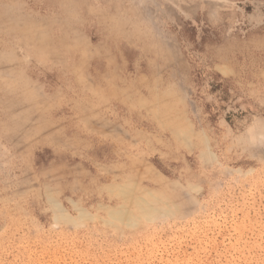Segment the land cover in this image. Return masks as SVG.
<instances>
[{
  "label": "rangeland",
  "instance_id": "1",
  "mask_svg": "<svg viewBox=\"0 0 264 264\" xmlns=\"http://www.w3.org/2000/svg\"><path fill=\"white\" fill-rule=\"evenodd\" d=\"M0 264H264V0H0Z\"/></svg>",
  "mask_w": 264,
  "mask_h": 264
}]
</instances>
